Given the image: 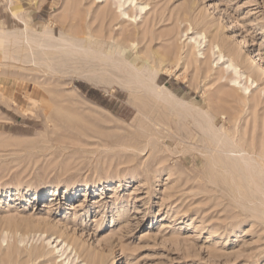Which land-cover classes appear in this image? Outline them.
I'll return each instance as SVG.
<instances>
[{
    "label": "rangeland",
    "instance_id": "obj_1",
    "mask_svg": "<svg viewBox=\"0 0 264 264\" xmlns=\"http://www.w3.org/2000/svg\"><path fill=\"white\" fill-rule=\"evenodd\" d=\"M120 1L0 0V264H264V0Z\"/></svg>",
    "mask_w": 264,
    "mask_h": 264
},
{
    "label": "bare ground",
    "instance_id": "obj_2",
    "mask_svg": "<svg viewBox=\"0 0 264 264\" xmlns=\"http://www.w3.org/2000/svg\"><path fill=\"white\" fill-rule=\"evenodd\" d=\"M131 2H134V0H130ZM118 7L119 8H122L123 6V2H121L120 0H118ZM143 7L141 6H135L134 5V9H138V10H141ZM122 15H126V12L124 10H122L121 12ZM29 27V26H27ZM24 33H22L23 37V42L30 48V57H29V62H34L35 63V47L38 46V45H41V42L42 41H38L36 38H31L30 36H28V33H27V28H25L24 30ZM33 33V32H32ZM31 33V34H32ZM47 37L51 38L50 40L53 41V34L51 33L50 30H48L47 28H45V33ZM41 39V38H40ZM60 45L61 47H64L66 52L67 51V48L69 46H72V48H74V50H83V51H86V49L88 50V53L92 56H96L98 58V60L100 61H104V60H108L109 57H113L114 59L118 60V61H126L131 67H133V64L132 62H130L131 60L129 59V51L130 50H133L134 49V43H129L127 45V47H122L120 46L119 44H110V42L106 41H102L101 39H99V37H96L93 35V33L89 30V29H86V32L84 33L83 36H80L79 34H73L71 32H64V31H61L60 33ZM13 40V38L10 36L9 33H7L5 30L3 29H0V42L2 41H8V43H11ZM110 40V39H109ZM73 41H77V43L73 42ZM113 41V40H111ZM79 42V43H78ZM14 43V41H13ZM59 45V43H57ZM55 45V44H53ZM56 47V45H55ZM73 50V51H74ZM132 52V51H130ZM86 53V52H85ZM82 54V53H81ZM87 56V55H85ZM46 60L49 59L50 61V58L49 56L46 55ZM87 58V57H86ZM219 58L221 59L222 58V54L220 52L219 54ZM112 59V60H114ZM97 60V59H96ZM37 61V60H36ZM47 62V61H46ZM49 64V63H48ZM50 65V64H49ZM47 66V65H46ZM48 67V66H47ZM227 67L228 68H232V71L237 75V81H234V83H237V84H240V88L242 90H247L249 88V86L245 83V82H242L241 80V76L243 75V73L239 72L238 70H236V65L234 63V61L232 59H229V63L227 64ZM148 76V75H147ZM251 82H253V80H251ZM129 87H127L128 89ZM130 95V94H129ZM134 96V95H133ZM134 103V102H133ZM142 107V106H141ZM143 110V108H142ZM180 110V109H179ZM145 113V111L143 112V114ZM210 113H208V118H209V115ZM206 118V117H205ZM207 118V120H208ZM212 120V119H211ZM209 121V120H208ZM210 124V123H209ZM210 126V125H209ZM212 135V134H211ZM234 140V139H233ZM216 145V144H215ZM242 146V145H240ZM248 147V146H247ZM230 150V149H229ZM232 150V149H231ZM249 151V150H248ZM247 151V152H248ZM252 151V150H251ZM237 152V151H236ZM253 152V151H252ZM241 153V152H240ZM244 153V152H243ZM246 153V152H245ZM232 154V153H231ZM238 154V153H237ZM250 154H253L250 152ZM234 155V154H233ZM232 155V156H233ZM240 155V154H239ZM243 156V155H241ZM248 156V155H247ZM251 156V155H250ZM234 158V156H233ZM244 158V156H243ZM248 158V157H247ZM236 159V157H235ZM247 160V159H245ZM22 238V237H21ZM3 240H5V236L2 238ZM22 240V239H21ZM81 264H86L85 262L84 263H81Z\"/></svg>",
    "mask_w": 264,
    "mask_h": 264
}]
</instances>
